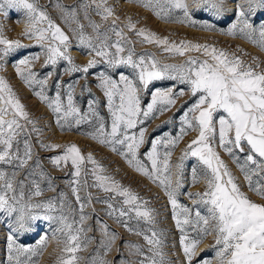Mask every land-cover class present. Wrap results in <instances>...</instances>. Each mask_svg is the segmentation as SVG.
Returning a JSON list of instances; mask_svg holds the SVG:
<instances>
[{"label": "snow or ice", "instance_id": "snow-or-ice-1", "mask_svg": "<svg viewBox=\"0 0 264 264\" xmlns=\"http://www.w3.org/2000/svg\"><path fill=\"white\" fill-rule=\"evenodd\" d=\"M128 2L148 9L165 23H180L201 31L242 37L264 51V20L254 25L249 19L250 14L255 15L258 8H264V0H243L238 5L234 22L226 30L215 22L194 18L187 0ZM56 6L62 7L59 4ZM193 6L204 8L214 17L221 18L225 11V0H193ZM79 7L84 10V18L89 21L94 33L92 36L85 34L84 26L77 20L75 8L62 11L66 22L70 20L77 23V28L72 31L77 35L78 46L87 49V55L92 57L85 66L74 62L69 54L71 43L68 35L47 12L38 7L37 0H0V15L7 17L8 10L11 9L22 11L25 37L35 40L41 48L40 53L19 59L14 65L16 74L28 87L39 86L40 90L35 95L56 116V125L61 131H72L74 128L79 130L82 124L89 125L92 131L83 132V135L117 153L134 171L163 189L171 205L176 227L181 233L180 245L186 264H193L199 246L210 235L215 238L214 259L203 258L199 264H264V204L254 202L241 190L214 147L218 124L219 147L236 163L249 191L264 200V69L260 62L253 58L252 63H246L235 54L207 44L170 42L145 29L136 30V25L129 19L126 27L141 38V43H154L165 53L174 56L183 57L188 52H198L205 57L203 60L189 58L181 65H162L151 53L137 56L134 47L129 46L132 41L124 35L123 29L118 28V18L113 19L105 31L100 30L102 25L91 21L88 16L91 8L95 9L96 15L103 21L114 17V10L108 6L107 0H90ZM113 35L115 40H112ZM22 47L19 40L5 38L0 27V61ZM41 57L43 66H51V71L43 78H38L39 74L32 68ZM62 61L67 64L64 74H82L84 90H89L87 81L90 70L104 65V70L94 74V78L98 81L96 87L106 98L107 112L111 117L110 130L98 111V100H88V111L84 113L75 103V88L79 80L65 84L57 79L54 85L55 96L49 97L46 94L49 81L57 76V65ZM121 67L131 69V73H118L117 69ZM2 69L3 64L0 63V70ZM163 80L186 85L187 92L184 88L177 90L175 85L155 87L150 92V102L142 106V97L149 92L150 86ZM63 89H66V103L61 95ZM186 94H190L195 100L180 117L179 134H165L153 139L150 150L144 153L142 160L139 153L141 146L145 144L147 128L140 127L138 132L133 130L149 119L170 111ZM21 120L32 125V131L39 134L36 122L29 119L7 81L0 77V214H3L0 222H3L4 217L10 221L7 224L10 229L7 237L9 264H39V257L47 250L51 241L62 245L56 264H78L80 257L77 253L91 243V240L84 239L86 230L83 225L89 219L84 210L91 204L92 198L89 196L84 201L80 196V192L88 187L112 194L108 199L97 201L106 205V215L114 218L130 233L142 236L148 245L147 254L140 245H126L132 250V254L141 257L134 264H172L163 251V233L155 229L156 214L146 207L149 201L142 200L111 176L104 175L106 169L90 153L85 157L76 144L63 145V153L51 157L50 162L60 170L62 165L66 167L70 163L73 172L69 184L76 204L79 205V219H74L75 209L63 192L57 197L36 201L45 192L41 182L47 181V191L56 189L51 177L42 170L39 160L28 169L23 180H17L20 171L33 158V148L28 138L23 141L22 151L19 146L18 138L24 132ZM189 131L198 135L187 145L179 162L173 166V151ZM40 146L46 151L62 147L54 143H41ZM161 149L164 151L161 152ZM237 152H246L242 163ZM189 157H195L199 165L203 166L199 170L198 167L192 168V186L203 181L206 187L202 193L193 195L188 192L186 195L194 203L203 205L206 215L178 201L180 190L184 187V161ZM85 163L91 164L92 168L86 170ZM173 167L175 173L172 171ZM7 168L12 171L9 172ZM86 172L91 173V185L88 184ZM253 177L259 179L254 180ZM117 197L122 198L120 207L112 202ZM133 219L149 227L145 230L133 229L129 226ZM39 221L47 223L35 245L24 246L17 243L13 234L33 231ZM101 228L105 239L100 243L104 255H107L112 250L116 235L106 224L101 223ZM189 229L195 233L194 236H189ZM92 264L109 262L97 254ZM118 264L129 262L121 259Z\"/></svg>", "mask_w": 264, "mask_h": 264}, {"label": "rangeland", "instance_id": "rangeland-1", "mask_svg": "<svg viewBox=\"0 0 264 264\" xmlns=\"http://www.w3.org/2000/svg\"><path fill=\"white\" fill-rule=\"evenodd\" d=\"M90 0H37V5L43 11L47 12L49 17L68 35L71 47L69 49V54L73 57L74 62L79 66H85L88 60L92 57L87 55V49H83L78 46V39L76 33L72 29L77 28V23L73 21H67L64 17L62 9H73L77 10V20L80 24L84 26V32L86 35H94L91 27L89 26V21L85 19V13L79 6L82 3H89ZM190 8V12L193 17L200 21L215 22L222 29H227L230 23L234 22L235 14L237 12L238 5L243 3V0H225V11L221 18H216L212 15L210 11H205L204 8H197L193 6V0H187ZM108 6L114 10V17L109 18L108 21H103L96 15L95 9L91 8L88 10V16L92 22L102 25L101 31H105L112 24L113 19H116V24L118 28L123 29L124 35L132 41L130 47H134L137 56L143 55L145 53L153 54L160 63L171 64V65H181L189 58H196L203 60L205 57L198 52H188L185 56H174L169 53H165L161 47H157L154 43H141V38L134 34V31H129L126 27L129 19L136 25V30L145 29L147 31L155 33L160 38H167L170 42L179 43L181 41L207 44L209 46H214L217 49L224 50L230 54H235L241 57L246 63H252V59L256 58L264 69V51H261L258 47L254 46L249 41L242 37H231L227 35H221L218 32H206L201 31L198 28L189 27L185 24L180 23H165L159 20L151 11L143 8L135 3H129L128 0H107ZM59 4L62 7L58 8L56 5ZM245 10L247 7L245 6ZM254 25H258L260 21L264 20V8H258L255 15L249 16ZM0 27L3 29L4 37L9 40H19L23 45L22 48L17 49L14 53H10L8 57L4 58L0 63L3 64V69L0 70V77H3L12 91L15 93L16 98L24 106V110L28 113L29 119L35 121L36 128L40 129L39 134L32 131V125L27 124L25 121L21 120L24 125V132L18 138L20 141L21 151L23 150V141L25 138L29 139L33 148V158L29 161V165L17 176V180H23L29 168L39 160L42 165V170L52 179V183L55 186V191H47V181L41 182V187L45 189L44 194L41 197L36 198V201H43L57 197L59 193L63 192L67 200L71 203L73 209L74 219H79V205L76 204L75 197L73 196L70 188L69 182L72 180L71 173L73 169L70 165L61 166L62 170L57 169L50 162V158L63 153V145L76 144L80 149L82 154L86 157L89 153L93 158L104 168L106 172L104 175L111 176L116 181H118L123 187L129 188L133 193L138 195L142 200L149 201L146 207L154 210L156 214L155 219V229L158 232L163 233L164 248L163 251L166 254V259L171 261L172 264H186V262L181 261L179 250H182L180 245L181 233L177 229L175 221L173 219V213L171 205L165 195L163 189L157 187L156 184L152 183L145 176L134 171L127 162L119 156L117 153L112 152L108 147L100 145L96 141H93L88 136L83 135V132L92 131V129L87 124H82L80 129H73L72 131H61L56 125V116L52 111L43 103L36 95L35 92L39 91L38 85L32 88L28 87L16 74L14 65L19 61L20 58L41 52V48L37 45L35 40L27 39L24 35L25 24L24 16L22 11H17L15 9L8 10L7 17L0 15ZM116 37L113 35L112 40ZM241 51H237V50ZM114 51V50H113ZM255 67V64L252 65ZM67 67L66 62H60L57 65V76L53 77L48 84L46 94L49 97L55 96L54 85L57 79L62 80L65 84L72 83L75 80H79V84L76 85L74 99L77 106L81 109V112L88 111V100L95 99L99 101L98 111L104 117L108 124L110 130L111 117L107 112L106 98L103 96L102 91L96 87L98 83L94 78V74L98 71L104 70V65L101 64L97 68L90 70L88 77V89L84 90L85 81L81 79L80 73H73L71 75L64 74V68ZM33 71L39 74L38 78H43L44 75L51 71V66H43V57L37 61L32 68ZM117 72H123L126 74L131 73V69L121 67L117 69ZM115 78H118L116 76ZM176 86L177 90L184 88L187 92L186 85H177V82L171 80H163L154 82L150 86L149 92L144 94L142 97V106H146L150 102V92L155 87L167 88L170 86ZM66 89H63L61 95L66 103L67 97L65 95ZM195 98L191 97L190 94H186L184 97L180 98L176 105L168 112L162 115H158L154 119H149L144 125H138L137 129L133 131L138 132L140 127H146L147 132L145 134V144L141 146L140 158L143 160L144 153L150 150L151 141L155 138L164 136L165 134H170L176 136L179 134L180 129V117L184 110L194 102ZM219 114H217L218 117ZM69 134H74L69 137ZM198 133L189 131V134L180 141L179 145L174 149L173 155L171 157V164L174 166L179 162L183 150L187 147L193 139L197 137ZM41 143L44 144H59L62 147L56 149L55 151H46L41 148ZM214 147L219 154L220 158L227 165L228 169L232 172L233 176L236 178V182L241 187V190L249 196L251 200L256 203L264 204V200H261L253 192L249 191L248 185L244 180L243 174L240 172L236 163L233 159L219 147L218 143V124H217V136L214 142ZM164 149H161L163 152ZM237 154L240 156V162H243L245 153ZM193 167L202 168L199 165L198 160L195 157H189L184 161L183 169V180L184 187L180 190V195L178 196V201L189 208L201 211L202 214L206 215V208L203 205L194 203L188 198L186 193L191 192L193 195L205 190V183L201 181L200 183L192 186L191 184V170ZM84 168L91 169L92 165L85 163ZM10 172L11 168H7ZM175 173V168L172 169ZM88 184H92V176L90 172H86ZM39 179V177H36ZM83 179V174H82ZM254 180L259 179V177H253ZM173 182H175V175H173ZM27 183V182H26ZM112 194L104 193L103 191L88 187L80 192L82 200L86 201L89 196L92 198V202L88 205L84 214L89 217L85 221L83 227L86 230L84 239L91 240V243L87 244L83 251L77 253L80 257L78 264H92L93 258L99 254L103 257L109 264H118V262L123 259L129 264H134L141 257L132 254L126 245L137 244L140 245L142 250L147 254L148 245L143 240L142 236H137L130 233L125 227L117 223L114 218L106 215V205L99 201L108 199ZM120 197H117L112 201L117 207H120L121 202ZM3 214H0L2 217ZM98 221L100 223H98ZM10 221L7 217L3 218V222H0V264H9L8 262V249H7V237L10 233V229L7 224ZM47 222L39 221L35 229L27 233H14L17 243L29 246L35 245L36 241L39 239L44 226ZM101 223L106 224L111 232L115 233L116 240L112 245V250L104 255V249L101 247V240L105 237L102 235ZM129 226L133 229L145 230L149 226L143 222L137 223L135 219L129 222ZM189 231V236H194L195 233ZM150 234V233H149ZM214 235L206 237L203 243L199 246V250L193 264H199L200 260L203 258L214 259ZM62 245H57L56 242L51 241L47 250L39 257V264H56V260L60 255V249ZM183 252V251H182ZM183 254V253H182ZM23 259V257H21Z\"/></svg>", "mask_w": 264, "mask_h": 264}, {"label": "bare ground", "instance_id": "bare-ground-1", "mask_svg": "<svg viewBox=\"0 0 264 264\" xmlns=\"http://www.w3.org/2000/svg\"><path fill=\"white\" fill-rule=\"evenodd\" d=\"M73 135H74V134H69V137H72ZM178 252L180 253L181 261L185 263L186 261H185V258H184V256H183V254H182V253H183L182 250H179V249H178Z\"/></svg>", "mask_w": 264, "mask_h": 264}]
</instances>
